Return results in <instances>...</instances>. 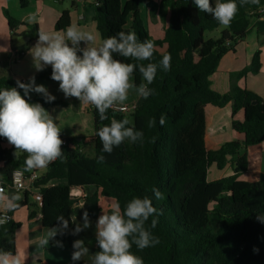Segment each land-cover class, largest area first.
<instances>
[{
	"label": "trees",
	"instance_id": "1",
	"mask_svg": "<svg viewBox=\"0 0 264 264\" xmlns=\"http://www.w3.org/2000/svg\"><path fill=\"white\" fill-rule=\"evenodd\" d=\"M94 1L95 21L102 40L124 31L135 32L140 42H154L150 61L113 54L114 59L125 63L157 64L156 77L148 85L153 94L143 99L131 114L108 109V119L103 121L92 106L94 135L83 137L81 141L68 138V145H62V157L52 162L36 183L42 194V202L38 204L42 226L59 227L61 222L56 217L63 215L69 219L77 201L88 205L90 219H97L101 197L118 202L123 210L133 198L147 196L162 214L150 217L145 224L159 239V244L143 250L135 244L131 248L144 264H264V223L256 219L257 214H264V178L256 183L240 180L249 166L247 148L264 142V101L256 93L239 87L227 93L215 91L211 82L223 57L247 36L252 18L261 15L264 0L258 5H240V0H236L238 11L228 26L201 12L194 0H161L159 3L145 0L151 17L159 13L162 20L167 19L164 37L160 40L151 37L145 26L141 0H128L124 4L122 0ZM20 2L22 7L29 4L28 0ZM211 2L214 6L217 0ZM4 13L11 30L17 29L19 22L8 11ZM69 26V11L65 10L56 30L64 31ZM223 26L219 37L206 39L207 32ZM34 30L28 46L37 42L39 30ZM164 55L171 56L167 72L159 67ZM260 68L258 52L250 66L232 76L256 74ZM51 73L50 67L39 78L52 80ZM132 77L136 86L146 83L138 68ZM15 86L11 79H0V89ZM29 102L40 103L45 109L67 106L57 100L48 103L42 95ZM229 105L233 112L232 128L244 139L211 149L207 140L209 118L216 110ZM241 111L244 113L242 122L235 119ZM161 115L166 121L163 126L159 123ZM112 118L127 119L128 127L143 131V141L133 143L126 139L111 155L103 153L96 133L109 125ZM153 118L156 124L150 128L148 122ZM87 139L92 145L90 153L83 148ZM6 145H9L7 139L0 137V181L8 188L15 170H29L25 165L26 154L15 156L14 149ZM101 155L105 157L102 162ZM212 166L218 170L230 166L233 174L210 180ZM53 181L57 183L50 185ZM153 188L164 198L156 199ZM88 189L95 191L87 194ZM30 197L25 190L17 209L29 206ZM29 218L32 219L33 214ZM153 218L158 219L155 228L151 227ZM71 224L69 219L68 228L63 235L58 234L53 243L71 241ZM20 227L21 224L14 221L0 226V249L17 254L15 236ZM254 248L259 251L254 252Z\"/></svg>",
	"mask_w": 264,
	"mask_h": 264
},
{
	"label": "clouds",
	"instance_id": "2",
	"mask_svg": "<svg viewBox=\"0 0 264 264\" xmlns=\"http://www.w3.org/2000/svg\"><path fill=\"white\" fill-rule=\"evenodd\" d=\"M259 2L260 0H240V5H258ZM194 3L201 12L212 15L224 26L230 25L238 11L236 0H217L214 6L211 0H194ZM31 19L34 20L35 17ZM81 42L86 46L81 48ZM154 48L153 41L140 42L135 32L124 31L95 46L92 34L81 32L76 26H69L63 34L38 31L37 42L30 49V54L37 72L51 66V79L59 83V90L65 97H75L82 105L94 106L103 121L108 119V109L127 99L129 90L134 87L130 80L137 68L146 83H141L136 91L144 99L153 94L148 85L152 84L158 70L155 63H125L114 59L113 54L136 61H150ZM159 67L165 72L169 71L171 56L164 55ZM17 89H22L24 95ZM33 92L42 95L48 103L56 99L44 85L36 84L35 76L30 77L27 83L17 80L16 87L0 89V137L6 138L14 146L15 156L18 153L27 154L26 170L46 168L63 155L61 130L40 103L29 102L30 93ZM165 122V117L161 115L160 125L163 126ZM128 124L127 119L112 118L109 125L98 130L96 134L103 153L111 155L114 148L119 147L126 139L133 143L143 141V131L128 127ZM155 124L153 118L149 120L148 127H154ZM104 159L103 155L99 157L101 162ZM153 192L156 199L164 198L158 189L153 188ZM22 198V191L6 195L0 189V207L6 211L17 209L18 201ZM159 214L162 213L157 212L147 196L133 198L123 210L118 202L112 204L110 213H103L97 219L96 241L100 250L94 254L92 264H144L143 259L135 255L131 248L133 244L140 250L159 244V239L145 227L150 217H158ZM56 219L61 222L60 226L49 229L41 237V247L48 246L58 233L63 235L68 228L69 219L75 224L72 235H78L91 227L87 211L83 213L82 224L77 223L74 216L65 219L63 215H59ZM256 219L264 223V214H257ZM157 223L158 219L153 218L151 227L155 228ZM55 246L63 248L59 241H56ZM72 247V261H80L89 254V248L82 239L75 240ZM253 251L258 252L259 249L254 248ZM0 264H22V261L17 254L0 249Z\"/></svg>",
	"mask_w": 264,
	"mask_h": 264
},
{
	"label": "crops",
	"instance_id": "3",
	"mask_svg": "<svg viewBox=\"0 0 264 264\" xmlns=\"http://www.w3.org/2000/svg\"><path fill=\"white\" fill-rule=\"evenodd\" d=\"M28 1L29 6L26 9H23L20 0L19 3L18 0H0V79H11L15 83L17 80H20L21 82L27 83L30 77L35 76L37 85H44L48 89L49 93L56 97L55 100L67 103L66 107L56 106L46 109L53 117L57 126L60 128L61 139L76 138L78 141H81L83 137H91L94 135L95 131V121L91 111L92 105H82L81 102L75 97L66 98L64 93L59 90L58 82L54 80L40 79L39 76L44 74L51 66H47L43 71L37 72L33 67V58L30 54V49L36 44V42L28 46L29 41L24 44H20L19 40L24 39V37L30 38L28 34L30 27L27 25V23L29 20H33L31 19L32 17H35L33 22L37 24V27L35 28H37L39 31L44 30L49 33L58 32L63 34L66 30L57 31L56 24L61 18L63 12L68 10L70 26H76L79 31L92 34L95 37V46H99L102 44L103 40L97 29V24L95 21V1L71 0V9H57L49 3V1L51 2L52 0ZM64 1L65 0H53L54 3H62V5ZM127 1L128 0H122L123 4ZM154 1L159 3L161 0ZM144 2L145 0H141V15L145 22L149 24L147 19L149 17V13L144 5ZM4 11H8L12 16L14 15V18L17 17L16 20L19 22V26L14 31L9 27ZM152 24L155 28L158 27V30H160L161 38H159V40L163 39L167 25V19L162 20L159 13H156V15L152 17ZM14 36L18 37L17 40L14 39ZM85 46V43L81 42L80 47L83 48ZM258 52L260 53L261 62V68L258 73H251L245 77L238 78L232 76L233 74L241 72L246 67L250 66L255 54ZM78 54L80 53L78 52ZM130 82L134 85V87L129 90L128 97L122 104L140 105L144 98L139 97L137 94L136 88L139 86H136L133 77H131ZM211 82L212 89L215 91L227 93L234 87H239L256 93L264 101V14L252 18L247 36L242 41H239L235 48L223 57L217 72L212 77ZM17 90L20 91L22 96L24 95L22 89ZM37 95L40 94L35 92L30 93V99L35 98ZM25 98L28 99V97ZM115 104L121 103L117 102ZM67 115L69 116L70 120L69 122L64 123L63 121H65V117ZM235 119L242 122L244 120L243 111L239 112L235 116ZM232 120L233 112L231 105L223 109L216 110L211 114L209 118V131L207 134V140L211 149H216L228 141H243L244 136L232 128ZM87 141L83 147L85 151L88 147L92 149L90 141ZM5 147L12 148L14 151H16L14 146L10 144L6 145ZM20 154L23 153H18L17 155ZM247 154L249 163L248 170L240 176V180L256 183L264 178V142L248 147ZM213 168L216 167L212 166L210 170V180L222 179L233 174L230 166H227L224 170H218L216 168L218 171L214 170L212 172ZM46 170L47 168H42L40 173L44 174ZM56 183L57 182L53 181L50 182V185H54ZM94 191V189H88L87 194H92ZM22 192L24 197V191ZM28 192L31 194L29 206H24L12 211L14 222L21 224V227L16 234L17 240L18 235L25 226H27L29 231H31L33 227L36 225L39 227L40 225L43 231H45V228L41 224V211L38 203L35 201L34 193L31 191ZM13 193H16V191L8 188L6 195H11ZM112 204H114L112 199L107 200L105 197H101V212L99 216L106 212V208L108 212V210L111 209ZM0 208L4 209L3 207ZM87 210L88 205L84 202L77 201L74 203L72 207V216L77 218V223H83L82 216L84 211ZM30 214H33L32 219L29 218ZM97 219L89 218L91 227L80 232L78 235H72L75 224H71L69 229L71 241L67 243L73 244L75 240L82 239L85 246L89 248V254L83 257L80 261H72L70 257V264H92V258L94 254L99 251L96 244ZM17 240L16 250L19 249V242ZM50 242L53 244V240ZM32 243L33 241L31 239V235L28 233L23 239L22 244H24V246L30 250L32 249ZM30 252L31 251H29L27 256L20 257L22 264H53L47 258L40 259L38 255H35L36 259L32 260V255H30Z\"/></svg>",
	"mask_w": 264,
	"mask_h": 264
},
{
	"label": "rangeland",
	"instance_id": "4",
	"mask_svg": "<svg viewBox=\"0 0 264 264\" xmlns=\"http://www.w3.org/2000/svg\"><path fill=\"white\" fill-rule=\"evenodd\" d=\"M18 3H19V0H18ZM49 3L51 5H53L54 7H56L57 9H60V8L61 9H63V8L71 9V6H70L71 0H65L63 5H62V3L61 4L60 3H54L53 0L51 2L49 1ZM28 6H29V4L26 7H22V8L26 9ZM147 19H148L149 24H147V22H145V26H146L149 34L151 35V37H153L154 39L158 40L159 38H161L160 30H158V27L155 28L153 26L152 17L150 15H149V17ZM147 19H146V21H147ZM7 21H8V19H7ZM33 21L34 20H29L28 23H27V25L30 27L29 30H28V34H29L30 38H33V36H34V28L37 26V24L35 22H33ZM223 28H224V26L221 27L218 30H215V31H212V32H207L205 34L206 39L219 37L220 36V32H221V30ZM65 118L66 119L63 122L64 123L69 122V120H70L69 116L67 115ZM88 138H89V136H88ZM87 140L89 141V139H87ZM91 150L92 149L90 147H88L86 152L90 153ZM214 170H217V169L213 168L212 172ZM106 199L107 200H111L110 198H106ZM105 211L107 212V208H106ZM49 229H51V228H45V231H43V229H42V227L40 225H39V227H37V225H36L35 227L32 228L31 231H29V228L27 226L23 227V229L21 230V233L18 235V240L16 239L17 235L15 236V241L17 240L19 242V249L16 250V252H18V256L19 257L27 256L29 251H31L30 255H32V257H31L32 260H35L36 259L35 255H38L40 257V259L47 258L53 264H70V257H71V254L73 252V247H72L73 244L62 243L63 244V248H58V247L55 246V243L51 244V242H49L48 246H45V247H41L40 246L39 242H40L41 237L45 236ZM28 233H30L31 239L33 241L32 249H30V250H28V248H26L24 246V244H22L23 243V239L25 238V236Z\"/></svg>",
	"mask_w": 264,
	"mask_h": 264
},
{
	"label": "built area",
	"instance_id": "5",
	"mask_svg": "<svg viewBox=\"0 0 264 264\" xmlns=\"http://www.w3.org/2000/svg\"><path fill=\"white\" fill-rule=\"evenodd\" d=\"M260 14H264V8L260 10ZM111 108L117 112L131 114L138 108V104H114ZM63 141V146L68 145L67 139H63ZM48 166L46 168H48ZM41 169H32L29 171L23 169L15 170L12 175V183L8 188L13 189L16 192L25 190L31 191L34 193L35 201L40 204L42 202V194L36 187V183L42 175L40 173ZM8 188L0 181V189H2L5 194H7ZM13 221V214L10 211L0 208V226H5Z\"/></svg>",
	"mask_w": 264,
	"mask_h": 264
},
{
	"label": "water",
	"instance_id": "6",
	"mask_svg": "<svg viewBox=\"0 0 264 264\" xmlns=\"http://www.w3.org/2000/svg\"><path fill=\"white\" fill-rule=\"evenodd\" d=\"M17 38H18L17 36H14V39H15V40H17ZM29 39H30V38H28V37H24V39L19 40V41H20V44H24V43L28 42ZM254 104H255V102H254Z\"/></svg>",
	"mask_w": 264,
	"mask_h": 264
}]
</instances>
